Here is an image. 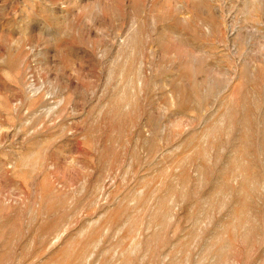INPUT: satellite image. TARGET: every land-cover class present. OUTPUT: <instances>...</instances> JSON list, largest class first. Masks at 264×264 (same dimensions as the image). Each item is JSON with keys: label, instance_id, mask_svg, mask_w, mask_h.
<instances>
[{"label": "rangeland", "instance_id": "374dc122", "mask_svg": "<svg viewBox=\"0 0 264 264\" xmlns=\"http://www.w3.org/2000/svg\"><path fill=\"white\" fill-rule=\"evenodd\" d=\"M0 264H264V0H0Z\"/></svg>", "mask_w": 264, "mask_h": 264}]
</instances>
